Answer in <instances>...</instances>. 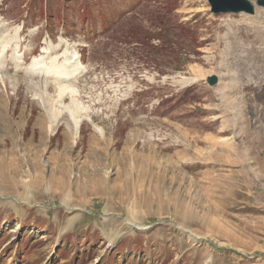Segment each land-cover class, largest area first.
Segmentation results:
<instances>
[{"label": "rangeland", "instance_id": "1", "mask_svg": "<svg viewBox=\"0 0 264 264\" xmlns=\"http://www.w3.org/2000/svg\"><path fill=\"white\" fill-rule=\"evenodd\" d=\"M0 16L6 55L63 66L71 45L85 66L50 83L48 132L43 90L3 60L0 264H264V6L0 0Z\"/></svg>", "mask_w": 264, "mask_h": 264}, {"label": "bare ground", "instance_id": "2", "mask_svg": "<svg viewBox=\"0 0 264 264\" xmlns=\"http://www.w3.org/2000/svg\"><path fill=\"white\" fill-rule=\"evenodd\" d=\"M6 26V25H5ZM4 25H0V36L1 37H5L6 36V32L8 31V29L5 27ZM10 45L9 41H4L2 42V44H0V68L4 67L5 63L3 62L4 59L7 58L6 53L8 52L7 47ZM19 53L16 52V50L13 51V53L11 54V59L12 61L15 63V67L23 70L24 71V75L26 77L25 81L32 86L33 89L38 90L41 89L43 90V92H41L40 94H37L36 96L40 99V104L44 107V109L46 110V112H48V121H47V128H48V132H50V126L53 128H55V126L58 124V122L56 123L55 119H51L50 121V115H52L54 113L55 110L50 111V101H44V95H49L48 90L50 88V83L52 82L56 87H58L61 91L65 88H69V86L67 84H62L59 80L62 81H67L69 79L72 78V76L74 74H76L78 71H80L79 67H74L77 69L76 72H68L70 75H67L68 73H65V67H67L66 62L64 63V65H57V70L55 72H53V79H50V66H44L43 63L44 62H39L36 64V62L39 61V58H35L33 59V62H31L30 64L25 65L23 60L21 59V54L20 57L18 56ZM76 59V55L74 53L71 54V59L70 62H74ZM72 64H68V66H71ZM77 65H79V63H77ZM74 70V69H73ZM72 70V71H73ZM70 71V70H69ZM3 72V71H2ZM1 72V73H2ZM5 74H2L1 78L4 81ZM16 75V74H15ZM8 77V76H7ZM17 78H13L10 80V83H12L14 86L17 85ZM190 80V79H189ZM188 80V81H189ZM71 90V89H70ZM70 90H67V92H69ZM66 92V93H67ZM61 94V93H60ZM65 94V93H64ZM62 101V100H61ZM62 104V103H61ZM53 105V104H52ZM59 106V105H58ZM70 112V111H69ZM61 115L63 116V120L65 121H69L66 122L67 125H70L71 130L74 132L78 131V127L80 125V123L82 122L81 119H76L75 117H73V119L70 118V114L65 110L61 111ZM52 124H51V123ZM74 122V123H73ZM143 143V142H142ZM140 145V144H139ZM143 146V145H142ZM149 147V146H148ZM141 148V147H140ZM134 151V149H133ZM137 151V150H136ZM135 153V152H134ZM137 153V152H136ZM141 153V152H140ZM146 154V153H145ZM133 155V154H132ZM138 156V154H137ZM143 156V155H142ZM140 156V157H142ZM146 156V155H145ZM149 156V155H148ZM139 157V156H138ZM151 157V156H150ZM136 158V157H135ZM143 158V157H142ZM169 159V158H168ZM140 161V160H139ZM169 161V160H168ZM125 162V161H124ZM133 163V162H132ZM135 163V161H134ZM131 164V163H130ZM136 165V164H135ZM144 165V163H143ZM146 165V164H145ZM152 165V163H151ZM169 165V164H168ZM136 167V166H135ZM145 168V166H144ZM136 169V168H135ZM147 169V168H146ZM90 170V169H89ZM134 170V169H133ZM139 170V169H138ZM144 170V169H143ZM149 170V169H148ZM145 171V170H144ZM134 173V172H133ZM134 176V175H133ZM137 176V175H136ZM145 177V175H144ZM142 178V177H141ZM142 180V179H141ZM152 181V180H151ZM58 182V181H57ZM56 182V183H57ZM63 182V181H62ZM93 182H95L93 180ZM93 184V183H92ZM87 185V184H86ZM103 185V184H102ZM85 186V184H84ZM40 187V186H39ZM55 187V186H54ZM82 187V186H81ZM87 187V186H86ZM142 187V186H141ZM142 189V188H141ZM140 189V190H141ZM52 190V187H51ZM141 195V194H140ZM69 199V198H68ZM131 214V213H130ZM133 216V215H132ZM148 219V218H147ZM128 224L135 226L134 223H129V221L127 222ZM138 226V225H137ZM139 229H143L144 227H140L138 226Z\"/></svg>", "mask_w": 264, "mask_h": 264}, {"label": "water", "instance_id": "3", "mask_svg": "<svg viewBox=\"0 0 264 264\" xmlns=\"http://www.w3.org/2000/svg\"><path fill=\"white\" fill-rule=\"evenodd\" d=\"M211 11L214 14L222 13H246L255 14L257 6H264V0H208ZM209 85L215 86L219 82L216 74L206 78Z\"/></svg>", "mask_w": 264, "mask_h": 264}]
</instances>
